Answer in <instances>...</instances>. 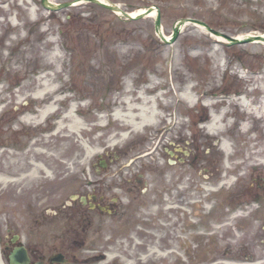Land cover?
I'll use <instances>...</instances> for the list:
<instances>
[{"label": "rangeland", "instance_id": "1", "mask_svg": "<svg viewBox=\"0 0 264 264\" xmlns=\"http://www.w3.org/2000/svg\"><path fill=\"white\" fill-rule=\"evenodd\" d=\"M108 1L130 11L159 7L168 35L181 18L200 19L229 36L264 33V0ZM3 2L0 173L5 177L13 174L15 185L10 192V183L0 181L1 241L19 234L26 245L48 242L51 249L40 253L49 257L61 252L70 264L72 260L73 264H207L206 259L215 258L255 264L264 254L262 222L247 225L237 222L239 216H228L218 228L212 221L205 225L207 212L217 207L210 189L206 196L198 185L203 177L210 179L211 168H217L221 173L212 178L223 184L224 195L264 193V45L223 46L214 43L204 28L191 24L168 45L156 37L151 17L127 20L93 3L49 13L40 0H0ZM39 91L46 94L36 97ZM221 92L229 95L218 96ZM139 95L157 115L134 129L112 113L126 111V99L140 104L144 99ZM51 102L56 105L57 121L70 107L76 108L74 116L82 128L72 136L71 130L62 128L54 140L53 129L47 128L54 122L53 113L39 117V110ZM26 111L31 119L23 125L19 120ZM214 118H218V128L210 130ZM167 119L170 135L161 138L166 144L161 157H156L152 152L156 141L152 140L159 138L157 127ZM68 121L63 117V125ZM176 145L181 157L190 148L198 154L191 167L186 157L167 164L166 148L177 149ZM99 155L107 160L100 174L93 165ZM29 160L33 162L30 167ZM44 162H48L47 174L42 169ZM25 166L34 179L29 183L36 186L21 181ZM178 177L180 186L172 188L179 184H173ZM256 184L262 187L258 189ZM25 191L28 204L24 209L20 204L14 206L15 194ZM100 194L106 204L114 198L123 203L114 219L108 213L70 204L72 195ZM173 195H177L175 204ZM167 205L174 209L166 210ZM227 209L224 207V216L230 214ZM82 217L91 222L87 231ZM43 228L52 234L50 238H36L35 229ZM208 232L214 234L207 237ZM255 238L262 241H253ZM70 240L85 241V246L59 248ZM245 247L254 254L251 261L244 260ZM258 263L264 264V260Z\"/></svg>", "mask_w": 264, "mask_h": 264}, {"label": "bare ground", "instance_id": "2", "mask_svg": "<svg viewBox=\"0 0 264 264\" xmlns=\"http://www.w3.org/2000/svg\"><path fill=\"white\" fill-rule=\"evenodd\" d=\"M51 1V0H50ZM101 1H106V0H101ZM117 12V11H116ZM146 7H143V8H137L135 10H132L130 13L132 16H136L140 13H146ZM156 9L155 8H152L150 9V11L148 12V15L147 17H153L156 15ZM119 13V12H117ZM121 13V11H120ZM122 14V13H121ZM194 25L198 28H202V25L200 24H195V23H190V22H185L181 29L183 30L185 28V26L187 25ZM162 31H163V35L165 37V39H169V35L168 34H165L163 28H162ZM208 31V30H206ZM209 32V31H208ZM214 34V33H213ZM260 35V36H259ZM159 36V35H158ZM246 36H251L254 40L257 39V42H259V44L261 43L262 45H264V33H261V32H250V33H246V34H238L236 36H232V38H227V40H229V42H236L238 40H242V39H245ZM220 41H224V42H227L226 40H224L225 38L222 36V35H218L217 37ZM48 87L46 86L44 88V90H47ZM46 94V91H39L35 94L36 97H43L44 95ZM141 98L144 99V101H142L140 104H135V103H132L129 99H126L125 100V103H126V113L124 112H121L119 110L115 111V116L120 119V120H123V121H126V123L128 124H131L133 126L134 129H137L139 124H144V123H147L148 119L150 120H153L155 119L156 115H157V112L152 108V107H149L150 109L146 108V106L144 105V103L146 102L147 99H145V97L143 95H139ZM194 102H192L190 100V105L193 106ZM135 109H137V112L135 113ZM73 111V108H70L69 111L66 112V115L64 116L65 119H68V123H66L65 125H63V118L60 119V121L57 122V126L56 127L55 125H53V127L55 128L56 127V131H55V134H57L58 132L60 133L61 130L63 129H66L68 128L69 130H71V135L69 136H72L73 131H76L78 130L81 125L78 121V119H76L72 113ZM56 112V105H55V102H51V103H48L44 108L40 109L39 110V117L42 119L44 117H46L48 114L50 113H55ZM26 119V118H25ZM136 119H139V121H137ZM217 119L218 118H214L211 123L208 125L209 129L210 130H213V127L214 129H217L218 127L216 126V122H217ZM27 120H30V118ZM138 123H137V122ZM63 128V129H62ZM58 133V134H59ZM13 167V165H12ZM12 170H10L11 172ZM8 177H5L2 175V173H0V181L2 183H5L6 181H8ZM104 258V257H103ZM114 258H111V261L113 260ZM110 261V262H111ZM109 261H107L108 263ZM214 264H241V263H236V262H232L231 260H227V261H218ZM255 264H259L258 262H255Z\"/></svg>", "mask_w": 264, "mask_h": 264}, {"label": "water", "instance_id": "3", "mask_svg": "<svg viewBox=\"0 0 264 264\" xmlns=\"http://www.w3.org/2000/svg\"><path fill=\"white\" fill-rule=\"evenodd\" d=\"M78 1L92 2V3H95L99 6H102L104 8L110 9L113 12H116V11L120 12L121 11V13L124 15V17L129 18V19H135V17H133L130 13L122 10L118 5L107 4V3H104L100 0H74L72 2L68 1V2H64V3H59L57 5H53L48 0H41V3L47 9H52V10L58 11V10L63 9L65 7L71 6V5H73V2H78ZM150 9H151V7H149L147 9V11H149ZM145 14L146 13H142L140 15H137L136 18H141ZM185 20L186 19L179 20V22L176 23L175 26L173 27V35H172L171 42L177 38L180 26H181V24H183L185 22ZM189 20L196 22V23L203 24L204 27L211 33L225 35V34H222L220 32H217V31L211 29L209 26H207L205 23H203L201 21H198L195 19H189ZM155 31L159 34V36H161L164 39L163 34L160 30V12H159V10H157V17H156V21H155ZM225 36L228 38H232V37H229L227 35H225ZM252 41H254V39L252 37H248V38L243 39V40H238V41H236V43H246V42H252ZM9 260H10L11 264H27L29 261L26 250L22 247L15 248L9 257ZM51 261L63 262V259H62L61 255H57L54 258H52ZM37 264H41V263H37Z\"/></svg>", "mask_w": 264, "mask_h": 264}, {"label": "flooded vegetation", "instance_id": "4", "mask_svg": "<svg viewBox=\"0 0 264 264\" xmlns=\"http://www.w3.org/2000/svg\"><path fill=\"white\" fill-rule=\"evenodd\" d=\"M192 148H190V151H187V152H183V157H181L179 154H177V153H175V154H173V158H175V160L177 161V160H183L184 161V158L186 159V163H187V165L188 166H190L191 165V163L192 162H196V161H194L195 160V158L198 156V154H196L194 151L192 152ZM179 152H181V151H179ZM200 158V157H199ZM212 175L214 176V174L212 173ZM215 176L217 177L218 176V171L215 173ZM181 177H178V179H180ZM138 181H140V180H142V179H137ZM213 180V179H212ZM128 191H132V188H128ZM98 197H100L101 199L99 200V199H96V201L97 202H99V203H104L105 202V200L106 199H104L103 198V196L102 195H99ZM233 199L235 198V196H233L232 197ZM252 198L253 199H261V198H264V195H252ZM119 203V200L117 199V200H115V201H110V202H108V204H109V206L112 208V209H114V208H116V207H118V204ZM261 206V205H260ZM121 207H123V206H121ZM50 243H48V242H37V241H34V242H32V243H29L28 244V247H27V249L29 250V252H30V254H31V256H32V258L34 259V260H40V259H42V255H41V253H39V252H37V250H42V249H47V248H50L51 249V247H50ZM60 248L61 247H63L62 246V243H60ZM69 247H72V243H69V244H67V248H69ZM43 257H44V255H43Z\"/></svg>", "mask_w": 264, "mask_h": 264}]
</instances>
